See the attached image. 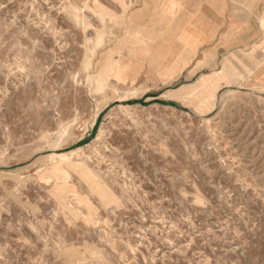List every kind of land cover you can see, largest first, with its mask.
<instances>
[{
    "label": "rangeland",
    "instance_id": "1",
    "mask_svg": "<svg viewBox=\"0 0 264 264\" xmlns=\"http://www.w3.org/2000/svg\"><path fill=\"white\" fill-rule=\"evenodd\" d=\"M136 9L0 0V264H264V93Z\"/></svg>",
    "mask_w": 264,
    "mask_h": 264
},
{
    "label": "crops",
    "instance_id": "2",
    "mask_svg": "<svg viewBox=\"0 0 264 264\" xmlns=\"http://www.w3.org/2000/svg\"><path fill=\"white\" fill-rule=\"evenodd\" d=\"M133 20L153 24L159 37L224 56L216 78L224 87L264 93V0H132ZM166 33V34H165ZM231 63L232 66L229 65ZM207 82L211 76H204Z\"/></svg>",
    "mask_w": 264,
    "mask_h": 264
},
{
    "label": "trees",
    "instance_id": "3",
    "mask_svg": "<svg viewBox=\"0 0 264 264\" xmlns=\"http://www.w3.org/2000/svg\"><path fill=\"white\" fill-rule=\"evenodd\" d=\"M140 103H142V102H140Z\"/></svg>",
    "mask_w": 264,
    "mask_h": 264
}]
</instances>
